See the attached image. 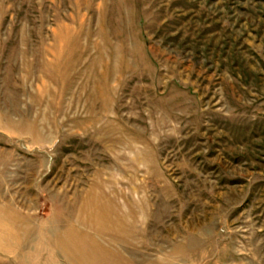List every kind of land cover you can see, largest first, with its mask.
I'll list each match as a JSON object with an SVG mask.
<instances>
[{
  "label": "rangeland",
  "instance_id": "rangeland-1",
  "mask_svg": "<svg viewBox=\"0 0 264 264\" xmlns=\"http://www.w3.org/2000/svg\"><path fill=\"white\" fill-rule=\"evenodd\" d=\"M0 264H264V0H0Z\"/></svg>",
  "mask_w": 264,
  "mask_h": 264
}]
</instances>
